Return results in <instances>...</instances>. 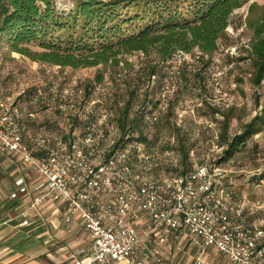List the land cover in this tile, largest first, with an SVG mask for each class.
<instances>
[{"label": "built area", "instance_id": "1", "mask_svg": "<svg viewBox=\"0 0 264 264\" xmlns=\"http://www.w3.org/2000/svg\"><path fill=\"white\" fill-rule=\"evenodd\" d=\"M47 89L34 92L30 110L22 102L27 93L0 87V154L20 157L35 174L31 209L52 208L91 238L66 264H167L165 254L183 245L195 253L193 264H207L210 251L229 264H264V229L248 221L245 205H237L219 178L218 165L200 161L193 150L188 167L182 165L174 136L165 133L152 147L133 140L123 148L120 127L106 107L113 95ZM40 111L54 117L45 119ZM139 111L146 122L167 112ZM29 195L27 181L17 180L12 199ZM32 225L24 220L20 228Z\"/></svg>", "mask_w": 264, "mask_h": 264}, {"label": "trees", "instance_id": "2", "mask_svg": "<svg viewBox=\"0 0 264 264\" xmlns=\"http://www.w3.org/2000/svg\"><path fill=\"white\" fill-rule=\"evenodd\" d=\"M65 1L61 5L59 0H0V46L6 43L12 52L34 61L74 69L119 68L120 56L143 54L146 65L137 72V78L147 82L149 88L152 83L158 87L154 93L141 95L140 84L133 83L128 95L112 94L109 98L115 99L106 105L112 111L111 121L119 125L122 138L131 136L128 141L121 138L118 144H124L125 148L128 142L139 140L152 147L161 138L160 134L165 133L168 139L174 136V148L184 155L182 165L188 167L193 147L189 132L169 120L170 113L166 112L159 121L146 122L139 110L163 107L162 100L167 99H159L158 94L166 92L167 79L177 75L180 82L175 88L171 87L178 98L190 92L197 98L206 96L211 90L210 66L220 41L231 25L233 14L251 0ZM254 36L255 44L246 52L255 74L252 86L260 87L264 80V21ZM31 46L42 51L32 53ZM186 55H191L193 62H188ZM178 56H184L181 69L168 73L167 69L175 67L172 62ZM97 78L102 82L104 75ZM174 106L170 101L169 108L174 109ZM208 106L214 113L213 118L217 114L224 116L219 141L226 147V156L216 162L217 165L246 151L254 135L264 131V107L262 114L255 117L244 132L232 136L231 118L219 108L209 103ZM167 141L166 147L173 148ZM255 177L253 180L260 182L264 174ZM226 188L234 195L228 186Z\"/></svg>", "mask_w": 264, "mask_h": 264}, {"label": "rangeland", "instance_id": "3", "mask_svg": "<svg viewBox=\"0 0 264 264\" xmlns=\"http://www.w3.org/2000/svg\"><path fill=\"white\" fill-rule=\"evenodd\" d=\"M59 1L61 5L66 3L65 0ZM263 21L264 0H251L233 14L231 25L223 40L220 41V48L214 55L213 64L210 66L213 75L210 78L211 90L206 96L197 98V95L190 92L186 94V97L179 96L178 98V94L174 93V88L180 82L178 75L175 76L176 78L167 79L165 83L167 91L158 94L159 99H167L162 100L163 107L160 109L167 110V113H170L169 120L178 123L184 131L189 132L190 143L193 145L192 150L196 157L204 163L208 162L209 165H217L216 162L221 158L224 159L226 147L221 146L219 141L224 116L217 114L216 118H213L214 113L208 103L212 107L219 108L222 113L231 118L230 133L232 136L244 132L245 127L255 117L262 114L264 80L260 87L252 86L255 74L248 58L249 53L246 51L255 44V30ZM41 51L31 46L32 53ZM239 57L248 59L239 61ZM119 59L122 61L119 68L100 66L74 69L34 61L12 52L6 43H2L0 46V87L2 86L8 93H27L29 97L22 102L30 110L35 109L31 100L34 92L37 89L48 91V85L57 87L59 91L93 93L95 98L112 94L128 95L127 91L134 87L133 83L140 84L141 95L148 92L154 93L157 90L155 83H152L149 88L147 82L143 83L137 78V72L146 65V58L143 54L133 53L120 56ZM183 59L184 56L176 57L172 62L175 67L167 69L168 73L178 72ZM186 60L193 62L191 55H186ZM100 74L104 75L102 82L97 78ZM170 101L176 105L174 109L169 108ZM40 115L45 119L54 117L52 113L44 111H40ZM182 159L184 160V155ZM218 166L221 169L219 178L223 179L225 187L228 186L234 192L233 196L236 197L237 205H245L248 221L264 229V178L260 182L253 180L256 178L255 175L264 174V131L254 135L246 151L225 159V162ZM5 213L3 212L0 217L5 216ZM8 233L5 237L9 238L0 241V259L8 254L28 253L32 242L27 237L31 235L17 230ZM81 234H72L67 242L47 245L46 249L41 252L45 254L27 255L23 264H66L70 262L75 252H80L86 247V243L82 241L85 238L82 239ZM165 255L169 258L167 264L194 263L195 253L184 245L181 251L168 252ZM147 264H155V260ZM207 264L229 263L220 254L210 251L207 255Z\"/></svg>", "mask_w": 264, "mask_h": 264}, {"label": "crops", "instance_id": "4", "mask_svg": "<svg viewBox=\"0 0 264 264\" xmlns=\"http://www.w3.org/2000/svg\"><path fill=\"white\" fill-rule=\"evenodd\" d=\"M22 178L29 185L30 195L14 200L12 194L16 190V182ZM37 182L35 174L22 165L20 157L0 154V215L6 212L5 216L0 217V241L9 238L5 237L9 234L8 232L17 230L31 235L27 238L32 242L28 253L8 254L0 259V264H23L27 255L45 254L41 252L46 249L47 245L67 242L72 234L83 233L81 234L82 239L85 238V240L82 241L86 243L85 249L75 252L72 258H78L92 244L91 238L81 224H67L64 215L56 216L53 209L49 207L31 209L32 200L37 196ZM24 220H31L33 225L29 228H20Z\"/></svg>", "mask_w": 264, "mask_h": 264}]
</instances>
